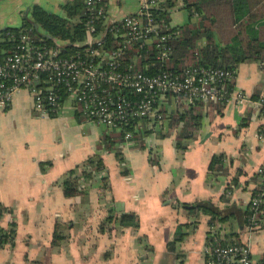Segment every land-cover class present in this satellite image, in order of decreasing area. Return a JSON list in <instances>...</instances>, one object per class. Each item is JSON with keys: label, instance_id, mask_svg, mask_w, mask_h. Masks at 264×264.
I'll list each match as a JSON object with an SVG mask.
<instances>
[{"label": "crops", "instance_id": "0c3cea01", "mask_svg": "<svg viewBox=\"0 0 264 264\" xmlns=\"http://www.w3.org/2000/svg\"><path fill=\"white\" fill-rule=\"evenodd\" d=\"M67 1L0 0V32L21 28L27 9L30 20L34 6L64 17ZM141 1L108 0L105 26L137 14ZM234 83L246 100L228 103L222 114L213 109L215 103H205L203 126L187 150L176 148L177 131L168 135L163 122L152 127L146 123L150 132L141 142L143 148L126 139L117 145L122 160L116 150L99 148L120 130L85 119L69 99L56 116H40L34 96L28 90L19 92L0 112V210H7L0 227L8 229L13 222L17 226L15 244L0 248V264H206L210 217L191 216L184 205L210 201L222 211L243 212L258 186L253 178L264 167V109L254 104L264 95V70L256 62L243 63ZM178 105L169 99L161 110ZM96 154L106 166L109 188L102 192L108 194L107 204L100 202L102 175L84 182L85 193L66 197L61 186L66 174ZM216 155L226 158V176L209 174ZM234 178L240 185L233 184ZM228 187L234 189L224 200ZM130 213L138 216V228L114 221L101 230L109 216ZM180 224H190L188 234L170 251ZM57 225L65 239L54 245ZM218 229L232 235L231 240L249 242L254 264L264 261V219L252 232L242 225L240 215Z\"/></svg>", "mask_w": 264, "mask_h": 264}, {"label": "built area", "instance_id": "2783aa9c", "mask_svg": "<svg viewBox=\"0 0 264 264\" xmlns=\"http://www.w3.org/2000/svg\"><path fill=\"white\" fill-rule=\"evenodd\" d=\"M162 1L142 0L137 14L127 15L97 33L98 23L107 19L108 2L85 0L86 39L74 45L79 50L71 57L62 54L64 47L58 41L53 46L38 45L27 32L21 31L13 53L0 63V112L11 105L19 92L28 90L34 96L38 114L58 113L65 103L57 90L62 85L69 93L68 99L85 119L122 132L136 123L140 127L141 120H146L150 127L163 122L160 111L169 99L179 104L199 100L226 105L246 100L241 92L230 88L236 77L234 70L188 66L180 74L166 70L149 75L134 68L144 49L156 53L155 58L162 62L173 52L170 43L179 36L178 32L168 33L171 28L157 22L151 13ZM108 32L121 41L110 52L104 49ZM131 49L139 51V59L127 66L126 55ZM254 104L264 109V95ZM260 136L264 139V128ZM131 138V133L126 131L125 139ZM258 174L264 175V167ZM252 202L253 207L264 205V199L259 197L252 198ZM263 219L264 207L254 212L245 225L246 230H259ZM210 232L214 239L204 249L206 264H254L249 242L222 245L219 229L212 227Z\"/></svg>", "mask_w": 264, "mask_h": 264}, {"label": "trees", "instance_id": "16d2710c", "mask_svg": "<svg viewBox=\"0 0 264 264\" xmlns=\"http://www.w3.org/2000/svg\"><path fill=\"white\" fill-rule=\"evenodd\" d=\"M108 2V0H105ZM184 9L189 15V22L182 26L173 27L171 25V11L173 9ZM64 17L49 13L40 6H34L31 10V19L38 24L37 30L32 22L24 20L21 28H10L0 32V63H2L15 49L20 40L21 31L27 32L38 45H55V40L65 44L63 48L64 56H74L77 50L75 44L83 42L86 39V18L87 9L85 0H68L62 7ZM152 16L157 22H164L171 30L168 33L178 32V37L171 40L170 45L173 52L167 61H159L155 58L156 53H148L146 49L142 50L140 59L137 57L139 51L131 49L127 52L126 64L133 65L136 60L139 62L134 68L142 69L149 75H156L162 71H170L174 74L182 73L188 66L204 68H221L234 70L237 75L239 66L247 62H256L264 70V0H164L158 8L151 10ZM104 22L97 25V33L105 30ZM45 35H49L53 40ZM121 41L108 32L104 39V49L108 52L119 47ZM149 66V69L145 68ZM44 78V76H43ZM235 83L230 86L233 89ZM62 102L66 101L69 93L64 86L57 87ZM226 104H216L213 109L219 114ZM206 104L202 101H194L190 104L181 102L174 109L165 108L161 110L163 114L162 127L170 135L173 131L176 134V148L180 151L188 149L191 141L198 137L199 131L203 126V120L206 116ZM56 112L50 111V117L56 116ZM141 126L137 123L125 127L119 136H108L102 140L99 148L101 151L116 150L117 156L122 160L117 145L125 141V133L130 132L131 140L136 141L143 148L141 143L144 137L150 132L147 130L146 120H141ZM162 129V128H161ZM161 131V130H160ZM106 166L103 159L96 154L82 164L77 165L70 170L61 186L64 195L68 198L85 193L84 182L93 181L99 175H102L103 187L108 190L107 178L104 177ZM228 173L226 158L224 155L213 157L209 165V174L211 177L226 176ZM258 182V186L253 192L252 198L259 197L264 199V175L256 174L253 178ZM235 186L240 185L237 178L233 179ZM233 188H227L224 194V200L232 194ZM251 202L248 208L240 212L235 208H227L222 211L210 201H199L191 205H184L191 216L199 217L201 214L210 217L209 224L218 228L223 226L230 218L240 215L242 225L248 224V220L255 211L263 209L264 205L260 203L253 207ZM7 212L6 208H1V215ZM123 226L139 227L138 216L135 214H123L118 218L109 216L101 225V230L105 231L109 225L114 223ZM195 224V223H193ZM190 224H180L175 233V238L169 243L170 251L176 249V245L182 242L187 236V229ZM218 225V226H217ZM57 225L54 235V245H58L65 239V235ZM17 234L16 223H12L10 228L0 227V248L6 245H14ZM211 234V233H210ZM232 235H223L219 231L218 237L220 244H235L241 241L231 240ZM214 238L209 235V242ZM230 240V241H229ZM264 264V261L260 262Z\"/></svg>", "mask_w": 264, "mask_h": 264}, {"label": "rangeland", "instance_id": "374dc122", "mask_svg": "<svg viewBox=\"0 0 264 264\" xmlns=\"http://www.w3.org/2000/svg\"><path fill=\"white\" fill-rule=\"evenodd\" d=\"M189 22V16H188V13L186 10L184 9H173L171 11V24L173 26H182L184 24H187ZM40 115V114H39ZM41 116V115H40ZM47 117V116H45ZM49 117V116H48ZM100 176V175H99ZM95 180V179H94ZM93 180V181H94ZM102 181V180H101ZM87 184L90 183L91 181H86ZM84 189L85 191L88 190V187L87 186H84ZM101 189V192L102 190H104L105 188L103 187V183H102V188ZM103 193V192H102ZM107 200H108V194L106 193H103V195L100 196V202H102V204H107Z\"/></svg>", "mask_w": 264, "mask_h": 264}, {"label": "water", "instance_id": "95a60500", "mask_svg": "<svg viewBox=\"0 0 264 264\" xmlns=\"http://www.w3.org/2000/svg\"><path fill=\"white\" fill-rule=\"evenodd\" d=\"M28 11H29V8L27 9V13H26V18L29 20V18H28ZM32 22V24L34 25V27L37 29V30H39V26H38V24L37 23H35L34 21H31ZM8 28H4L2 31H6ZM46 37H48L49 39H51V40H53V38L51 37V36H49V35H45ZM143 40H140V42H142ZM118 206H119V204H117V211H118V213H121L122 212V208H118Z\"/></svg>", "mask_w": 264, "mask_h": 264}, {"label": "flooded vegetation", "instance_id": "af4514ba", "mask_svg": "<svg viewBox=\"0 0 264 264\" xmlns=\"http://www.w3.org/2000/svg\"><path fill=\"white\" fill-rule=\"evenodd\" d=\"M30 21H32V19H30Z\"/></svg>", "mask_w": 264, "mask_h": 264}]
</instances>
